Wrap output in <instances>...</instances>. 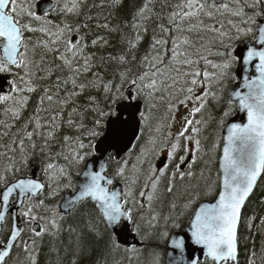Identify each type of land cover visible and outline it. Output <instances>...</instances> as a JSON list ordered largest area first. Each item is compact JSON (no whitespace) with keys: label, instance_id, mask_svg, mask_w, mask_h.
Returning <instances> with one entry per match:
<instances>
[{"label":"snow or ice","instance_id":"obj_1","mask_svg":"<svg viewBox=\"0 0 264 264\" xmlns=\"http://www.w3.org/2000/svg\"><path fill=\"white\" fill-rule=\"evenodd\" d=\"M262 179L264 0H0V264H257Z\"/></svg>","mask_w":264,"mask_h":264},{"label":"trees","instance_id":"obj_2","mask_svg":"<svg viewBox=\"0 0 264 264\" xmlns=\"http://www.w3.org/2000/svg\"><path fill=\"white\" fill-rule=\"evenodd\" d=\"M107 11H108L107 8L103 9V12H107ZM230 85L231 84H229V86ZM226 99H227V95H225V100ZM215 132H216V124H215V122H213L205 134L212 136ZM215 172H216V168L214 167L213 168V176H215ZM263 208H264V179H262L258 182V187L255 189L253 196L250 198V202L248 204V214L251 215L253 213V210H255L259 215H262ZM165 211H167V209H165ZM253 236L255 237V229H253ZM261 240H262V242H261ZM262 244H264V233H262L256 239V251L259 250V247ZM141 247H143V246H141ZM153 248H154L153 243H149L147 245V247H143L142 253L139 255V258L137 260L133 261V264H152V257L150 255V253L153 251ZM249 248H251V246ZM159 251H161V253H162L161 264H165L166 247L161 245ZM246 255L247 254L245 253L244 249H242L241 250V256H240L242 264H243L244 257ZM118 258L119 257H117V259Z\"/></svg>","mask_w":264,"mask_h":264},{"label":"water","instance_id":"obj_3","mask_svg":"<svg viewBox=\"0 0 264 264\" xmlns=\"http://www.w3.org/2000/svg\"><path fill=\"white\" fill-rule=\"evenodd\" d=\"M233 86V85H232ZM232 88V87H231ZM230 88V89H231ZM245 120V117L243 114H240V113H237L235 116H233L232 118H230V122H244ZM31 171H35L37 174H39V169L38 167L37 168H34L32 169L31 168ZM129 239H132L131 236H129ZM141 245H138V247H140ZM168 251L169 249L167 248L166 249V259H165V264H169V255H168Z\"/></svg>","mask_w":264,"mask_h":264},{"label":"rangeland","instance_id":"obj_4","mask_svg":"<svg viewBox=\"0 0 264 264\" xmlns=\"http://www.w3.org/2000/svg\"><path fill=\"white\" fill-rule=\"evenodd\" d=\"M59 140V137L57 138ZM262 242V240H261ZM251 248H249L248 252L250 253ZM257 252V257H258V262L257 264H264V244H262L259 247V250L256 251ZM247 259H250V255H247L246 259L244 261H246Z\"/></svg>","mask_w":264,"mask_h":264}]
</instances>
